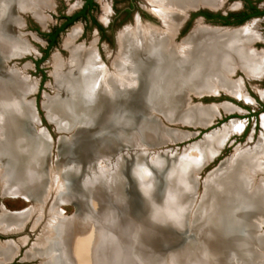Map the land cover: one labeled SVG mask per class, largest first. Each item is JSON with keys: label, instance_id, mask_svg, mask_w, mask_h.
I'll list each match as a JSON object with an SVG mask.
<instances>
[{"label": "bare ground", "instance_id": "bare-ground-1", "mask_svg": "<svg viewBox=\"0 0 264 264\" xmlns=\"http://www.w3.org/2000/svg\"><path fill=\"white\" fill-rule=\"evenodd\" d=\"M48 2L49 0H0V194H20L32 200L38 196L43 200L37 209L27 210L20 215L8 214L11 211L0 212V231L16 232L26 223H30L32 228L41 227L26 255L40 257L41 264H53L48 262L53 248L52 261L58 258L61 264H148L143 252L133 253L129 246L139 234L136 230L130 233L134 227L132 221L123 220L114 214V207H108L110 201L120 205L123 200L124 184L121 188L118 177L110 182L116 186L111 187L108 183L114 191L110 190V195L105 194L108 192L105 190V181L99 184L98 180L93 179L94 174L82 177L81 184L86 194V198H83L92 214L85 210L84 220L66 218L60 221L56 218V210L52 204L54 197L56 203L62 198L67 201L68 196L75 198L78 194L71 186H65L62 182L60 189L57 183L53 195L48 191L54 180L44 169L49 149L47 138L42 133L35 136L29 129L27 122L33 118V113L30 105H25L22 101L23 94L32 87L21 78L18 69L8 65L11 58L20 56L26 48L17 32L21 22L13 16V12L27 9L41 20L40 8L48 5ZM142 2L143 7L157 16L158 26L136 19L132 25L123 27L116 34L115 51H111L105 65L98 61L97 52L91 44L84 46L75 43L77 28L74 27L68 33L64 42L67 57H53L57 87L64 97L56 95L45 103L47 113L59 127L68 128L71 124L75 126L85 119L86 122H94L96 118L91 119V116L96 117V112L100 110V118L96 120L102 129L105 126L103 122H109L112 127L115 126L114 129H123L132 127V124L137 123L136 115L146 116L150 108L168 119L178 117L188 122L206 123L211 115L208 111L211 110L189 106L190 94L200 95L203 92L207 94L222 90L237 99H244L239 81L231 78L233 71L240 69L246 76L254 78L264 76V51L253 49L251 42L255 36L248 27L220 29L197 22L183 40H174L176 27L189 8L200 5L218 8L222 0ZM11 26L16 28L15 35L10 32ZM99 104L100 108L97 110L95 106L98 107ZM262 122L264 125V114ZM139 123V128L133 133L135 137L132 134L124 138L122 134H118V142L112 140L111 145L120 142L119 148L128 146L133 138H137V131L149 141L155 133V125L145 118ZM242 128L241 122H232L220 132L211 136L204 135V138L208 136L207 141L203 145H195L187 153L186 160L196 158L194 161L197 162L208 155L212 156L225 141L227 134L241 131ZM108 132L110 131L104 130L102 135L105 136ZM102 147L101 153H109L111 150L107 144ZM120 154L122 162L125 154ZM263 159L264 141H259L254 149L237 154L228 163V159L224 160L226 166L223 170L208 181L210 184L206 189L210 191L214 201H211L212 208L206 213V224L198 230L200 232L195 240L197 245L193 247L190 239V245L184 252L181 255L174 253L167 264H210L218 253L219 258H222L226 253L220 250V243L225 245L227 241L223 240L221 232L218 237L215 235L216 232L219 233V229L228 227L233 222L245 225L248 232L252 228L258 237L257 241L260 240L259 244L264 247V232L259 233L258 230L264 224V180L260 178L262 181L256 183L254 179V175H258L259 169L264 165ZM93 161L96 162L95 159ZM185 169L182 164L172 169L173 174L179 173L180 178L175 177L173 181L177 184L179 178L178 184L173 186L170 181L164 203H153V211L157 208V220H166L169 216L181 218V187L190 188L185 173H180V170L183 172ZM134 171L138 176H133L137 185L142 187L141 191L149 190L153 178L145 174L150 169L143 163L135 165ZM71 172L69 177L77 174L73 167ZM116 191L120 193L115 194ZM249 213L250 216L257 215V225L250 224ZM259 216L263 219L258 220ZM207 235L211 239L205 238ZM21 242L22 240H17L0 244V261L8 259ZM190 251L192 255H189Z\"/></svg>", "mask_w": 264, "mask_h": 264}, {"label": "rangeland", "instance_id": "rangeland-1", "mask_svg": "<svg viewBox=\"0 0 264 264\" xmlns=\"http://www.w3.org/2000/svg\"><path fill=\"white\" fill-rule=\"evenodd\" d=\"M93 1L96 6L91 10L90 15L105 29V31L100 34L97 28L89 21V14L84 19L78 18L59 32L56 43L47 50V54L42 60H40V58L42 57L43 50L46 47V40L42 35H40V33H46L52 27L59 25L63 21L62 16H68L77 12L82 6L83 0H49L48 5H43L40 8L39 14L40 17L43 18L41 20H39V18L34 16L33 13L27 9L16 10L13 12V16L18 18L21 22L17 28V32L18 34L20 33V40L26 48L20 56L11 58L8 61V65L18 69L21 78H23L26 83L32 87L31 90L23 94L22 101L25 105H30L33 113V118L27 122L28 126H30L29 129H32L31 131L35 136L42 133L47 138V143L49 141L48 146H50L47 153V161H44V169L45 172L49 176H52L54 180L52 182L53 186L50 187L51 189H48L52 195L58 184L60 189L61 180L59 178V173L61 169H64V165L60 159H63L64 156L58 152L59 143H57V141L61 137L63 141L59 140L60 143H62L60 146H63L65 143L74 139L72 137L74 133L72 131L74 125L71 124L68 128L59 127L58 124H56L57 122L49 116L47 109L45 108V103H47L48 100L54 99L56 95H59L60 98L64 97L63 92L61 93L57 87L53 70V57L57 56L61 59H65L67 57L68 52L64 46V42L68 33L75 27L78 29L75 43L83 44L84 46L91 44L95 52H97L96 55H98V61L103 65L107 64L109 54L112 53L111 51L114 52L116 48L115 37L117 32L125 26L132 25L134 22L133 19L137 13L136 10H132L129 11L124 18H120L123 15L121 10L128 6V0ZM252 1L255 2L258 8L262 9L264 7V0ZM137 4L139 7L144 8L141 1L137 0ZM241 7V1L228 0L223 6L220 5L215 10L221 12L236 11ZM263 18L264 17L260 15L253 16L240 25H230L228 27L235 29H237V27H248L255 36V39L251 42L253 49L257 51H264ZM139 21L147 23L145 19H139ZM151 25L158 26V23H151ZM216 26L220 25L217 24ZM12 32L13 30L11 29V34H16V32ZM178 40L180 39L178 38L175 41L179 42ZM231 78L239 81L241 93L244 95V99H237L222 90L214 93H208L202 95L201 97L192 96L196 95L193 93L190 94L188 98L189 106L211 110V112L208 111L211 115L206 123H200L199 121L188 122L178 117L168 119L164 115L158 112L156 113L150 108V111L147 113L151 115L152 118L149 121H152L156 127L152 138L149 141H146L137 131V138H133L132 143L128 145L129 148H127L128 146L126 145L121 147V152H119V150L116 154L114 153L117 149H114L113 151L110 150L109 153L102 152L97 154L95 156L96 162L92 161V164L87 167V173L81 177L87 178L88 174L90 176L94 174L93 179L95 181L98 180L97 182H99V184H102L103 181H105V190L108 191L105 194L110 195V190L113 191V189L110 188L112 185L116 186L111 183L114 182L117 177L119 179L118 182H121L122 188L127 165V168L131 172L130 174L134 177L133 174L137 175V173H134V166L144 163L150 169V172L145 175H148V177L151 178L165 176L168 181L165 189L168 190L167 188L170 181L173 183L175 177H179V173L173 174L172 169L176 168L178 164H182L186 169L183 172L180 170V173H185L187 181L189 180L190 188L185 186L181 187L182 195L179 210L181 213L189 211V213L194 216L196 221L194 224L197 225V227L204 226L207 222L205 218L206 213L210 208H212V205L210 204L211 201H214L211 199L212 197L210 196V191H207L206 189L210 184L208 183L210 178L218 176L219 172L223 170L224 166H226L222 161L228 159V163L229 160L237 154L243 151L252 150L257 146L259 141H264V125L262 122V116L264 114V76L255 78L250 76L248 77L244 74V72L236 69L233 71V74H231ZM148 114H146L147 117H149ZM136 116L141 115L137 114ZM145 117L146 116H143V118ZM140 120L141 119H139V121L136 120L135 122L137 123L132 124V127H124L123 129H114L115 126L112 127V124L109 122H103L105 124L103 130L111 131L113 128V132L122 134L124 138L130 137L134 131L139 128ZM232 122H241L243 124V129L242 131H232L230 134H227L228 136L226 135L227 137H225V141H223V143L219 146L217 152H215L212 156L208 155L202 161L197 160V162H195L194 160H196V158H192L193 160H186L187 153L195 145H203L207 141L208 136H211L216 132H220L224 126H228ZM206 134L208 136L204 138V135ZM78 137L79 135L77 138ZM132 137H135V135L133 134ZM90 138L91 136L87 135L83 137V139L87 140H84L81 143L82 146L89 147L90 145L96 144V142H93L94 140H90ZM120 153H124L126 157L122 162V155ZM182 159H185V162ZM79 168V164L73 166L74 172L76 171L78 174ZM262 168L259 169L260 173L258 175H254L256 183L262 181L260 178L264 180V168ZM191 177L194 178V188ZM179 178L176 181L177 184ZM177 184L173 183V186ZM184 192L191 193L193 198H189L187 196L188 194H183ZM117 193L120 192L116 191L115 194ZM34 198L35 199L33 200V204L31 205L29 211L39 205H42V197L36 196ZM62 199L66 200L64 198ZM0 204H2L5 209L10 211L17 210L19 208L21 209L30 205L27 200L21 198L12 199L4 196L0 197ZM52 204H54L56 210L57 220L61 221L66 218H80L81 220H84L83 217L86 213H75L74 207L70 203L64 202L56 204L54 197ZM208 204L210 205L208 206ZM118 205L119 204L116 205L113 201H110L108 207H114L116 209L115 211L117 216L119 215L123 218V220L127 219L128 216L125 213L126 211L124 210V207H122L123 205H119V207ZM248 216L251 220L250 224L257 225V215L250 216L249 213ZM260 218L263 219L262 216H259L258 220H260ZM40 228L41 227L39 226L32 228L30 223H26L22 229L18 230L20 231L18 234L14 236L0 237V244L22 240L20 246L17 247V256L14 257V253L17 250L16 248L13 253L14 255L12 254L13 256L11 255L12 257L10 256L11 258L9 257L5 261H0V264H41L40 257L26 256L35 241ZM258 230L260 231L259 233H263L264 224L260 225ZM67 237H69V235H67ZM51 239H53V237H51ZM54 249L55 248L51 250L52 255H54ZM52 255L50 256V259H48V262L50 263L51 261L53 264H61L58 258L52 261ZM257 258H259L258 260H262L264 263V252ZM166 259V257H162L159 262L165 261ZM235 264L240 263L236 262Z\"/></svg>", "mask_w": 264, "mask_h": 264}, {"label": "water", "instance_id": "water-1", "mask_svg": "<svg viewBox=\"0 0 264 264\" xmlns=\"http://www.w3.org/2000/svg\"><path fill=\"white\" fill-rule=\"evenodd\" d=\"M196 7L194 9H196ZM212 27L220 29L230 28L228 26L221 25H215ZM205 94L206 93L192 96L201 97ZM99 106L100 104L98 107L95 106V108H100ZM99 112L100 110L96 112L97 116L93 115L96 117L91 116V119L100 118V116H98ZM148 116L149 117L146 115L145 118L151 120V115L148 114ZM96 119L94 122L90 123L86 122L87 119L79 121V123H77L72 129L74 132L72 135L74 139H72V141L65 143L63 146H60L62 144L60 141H63L61 137L58 139V141H60H57V143H59L58 152L64 156L63 159L60 158L64 165V169H61L59 178L65 186H71V188L76 191L78 196H75V198H70L68 196L67 201L57 200L56 204L68 202L74 207L75 213H86L85 210H88L90 215L92 214L91 210L88 208L89 206L87 201L83 198V196L86 198V194L81 184V176L87 173V167L92 164L95 156L101 153L103 145L105 146L107 144V146H110L111 151L117 149L116 152L114 151V154H116L120 149V142L115 143V145H111L113 142L112 140H114V142H118V133H115L113 132L114 130H112L103 136L102 133L104 130L100 127L101 125L98 124L99 122ZM136 119L139 121V119L144 118L142 116H137ZM78 135L79 137L77 138ZM86 135L91 136L90 140H94L93 142H96V144L90 145L89 147L82 146L81 143L84 140H87L83 139ZM127 148H129V146ZM222 162L224 163V161ZM77 164L80 165L79 173L73 175V177H69L72 175L71 168ZM127 167L125 169L126 172L123 185L124 197L120 205H123L122 207H124V210L126 211L125 213L128 216L127 219L133 223L134 227L130 230V233L133 230L139 232V234L135 236V240L130 242L129 246L131 247L133 253L141 254V252H143V257L145 256L148 264H167V262L173 257L174 253L180 254L184 252V249L190 245V239L193 241V247L194 245H197L195 240H197L196 236H198V233L200 232L198 231L200 227H197V225L194 224V222L196 223L195 218L191 213H189V211L182 212L181 218L169 216L166 220H159V217L157 220L158 213L155 211L157 208L153 211L152 205L153 203L158 205L164 203L163 199L166 194L165 188L168 183L166 177H153L152 185L149 190L141 191V186L139 187L137 185L135 178L132 177L130 174L131 172ZM191 180L194 188V178L191 177ZM183 194H188L187 196L189 198H193L191 193L184 192ZM20 197L27 200L30 205L20 209V211L8 212V214L20 215L31 208L33 200L28 196L20 195ZM81 198L84 200H81ZM115 215H117L116 212ZM233 223L228 225V227L226 226L225 228L219 229L218 234L216 232L215 236L218 237L221 232V237H223V240L227 241V243L225 242V245L220 243V250H223L226 254H221L222 258H219L220 255L218 253L217 257L212 259V263L210 262V264H235L236 262H239L240 264H264L262 260H258L259 258H257L264 252V248L263 244H259V242H257L258 237L254 234V230L250 228V231L248 232V228L245 225H241L239 222ZM11 234L14 235L16 233L0 232L1 237ZM207 237L208 235L205 236V238ZM208 238L211 239L210 235ZM242 244H244V246ZM216 246L219 247L218 244H216ZM189 255H192L191 251ZM162 257H166L167 259L159 262Z\"/></svg>", "mask_w": 264, "mask_h": 264}, {"label": "flooded vegetation", "instance_id": "flooded-vegetation-1", "mask_svg": "<svg viewBox=\"0 0 264 264\" xmlns=\"http://www.w3.org/2000/svg\"><path fill=\"white\" fill-rule=\"evenodd\" d=\"M139 1L142 2V0H139ZM227 1L228 0H222V4L221 5L223 6ZM239 1L242 2V7L240 9L236 10V11L221 12V11L215 10L216 8H210V7L205 6V5L204 6H202V5L197 6L196 9L189 8L185 12V15H184L183 19L181 20V22L176 27L174 40H176L178 38L180 39V40H178L179 42L181 40H183V38H185L192 31V29L197 24V22L201 23L204 26L211 27V28H213L212 26H215L217 24H219L221 26H230V25L237 26V25H240L241 23H243L247 19L244 20L243 22L239 23V24H234L232 21L237 19V18H239L241 16L242 12L246 13L248 11L247 10V5H249V4L253 5L256 9L261 10L260 8L257 7L255 2H253L252 0H249L248 3L245 0H239ZM92 2H93L94 5L87 11V13L85 14L84 18H86L88 16V14H89V17H88L89 21L97 28V30L101 34L102 32L105 31V29L101 25H99L95 21V19H93V17H91V15H90L91 10L96 6V4H95V2L93 0H92ZM84 3H85V0H83L82 6L84 5ZM142 5H143V2H142ZM132 10H136V12H137L135 18L133 19L134 22H135L136 19H138V21H139V19H142V20L145 19L148 24L158 23L157 16L153 12L150 13V11L147 8L139 7L138 4H137V0H128V6L124 7L121 10V12H123V15L120 18H124L126 16V14L129 11H132ZM257 16H259V15H257ZM260 16L264 17V14L260 15ZM136 17H138V18H136ZM251 17H253V16H251ZM92 21H94V23ZM11 29L13 30V32H16V28L11 26L10 30ZM115 41H116V37H115ZM2 196L8 197V198H12V199H20L21 198L20 194H17L15 196H12L10 194H0V197H2ZM0 211H10V210L5 209L3 207V205L0 204ZM12 211H20V208L17 209V210H12ZM19 232L20 231H17V232H14V233L18 234ZM10 233H13V232H10ZM16 234H14V235H16ZM14 235L11 234V235H7V236H14ZM16 253L18 254V248H17L16 252L14 253L15 255L13 254L14 257L17 256Z\"/></svg>", "mask_w": 264, "mask_h": 264}, {"label": "trees", "instance_id": "trees-1", "mask_svg": "<svg viewBox=\"0 0 264 264\" xmlns=\"http://www.w3.org/2000/svg\"><path fill=\"white\" fill-rule=\"evenodd\" d=\"M247 3L249 2V0H245ZM93 2L92 0H85L84 5L75 13L68 15V16H62L63 21L57 25L54 26L50 29L49 32L46 33H40V35H42L45 40H46V47L43 50V55L40 58V60H42L43 58H45L46 54H47V50L53 46L56 43L57 40V36L59 34L60 31H62L64 28H66L68 25H70L73 21L77 20L78 18H84L85 14L87 13V11L93 6ZM247 12H242L241 16L235 20H233L232 22L234 24H239L241 22H243L244 20L250 18L251 16H257V15H263L264 14V8L259 10L256 9L253 5H247ZM94 23V21H92ZM43 78V76H42Z\"/></svg>", "mask_w": 264, "mask_h": 264}, {"label": "built area", "instance_id": "built-area-1", "mask_svg": "<svg viewBox=\"0 0 264 264\" xmlns=\"http://www.w3.org/2000/svg\"><path fill=\"white\" fill-rule=\"evenodd\" d=\"M243 129V128H242ZM242 131V130H241Z\"/></svg>", "mask_w": 264, "mask_h": 264}]
</instances>
